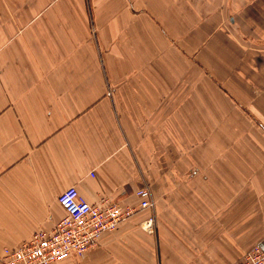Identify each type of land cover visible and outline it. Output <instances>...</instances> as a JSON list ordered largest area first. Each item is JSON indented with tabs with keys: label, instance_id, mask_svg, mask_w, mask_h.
I'll return each mask as SVG.
<instances>
[{
	"label": "crops",
	"instance_id": "obj_1",
	"mask_svg": "<svg viewBox=\"0 0 264 264\" xmlns=\"http://www.w3.org/2000/svg\"><path fill=\"white\" fill-rule=\"evenodd\" d=\"M68 185L134 211L50 264H229L261 243L264 0H0V255L53 227Z\"/></svg>",
	"mask_w": 264,
	"mask_h": 264
},
{
	"label": "built area",
	"instance_id": "obj_2",
	"mask_svg": "<svg viewBox=\"0 0 264 264\" xmlns=\"http://www.w3.org/2000/svg\"><path fill=\"white\" fill-rule=\"evenodd\" d=\"M138 208L148 209L149 215L141 222L142 227H153L155 200L148 184L135 189ZM56 201L64 213L49 230L37 229L16 245L3 246L1 264H50L67 256H80L97 243L98 237L110 231L133 213L131 206L101 198L87 201L74 185H68L56 195ZM229 264H264V239L253 244L242 258Z\"/></svg>",
	"mask_w": 264,
	"mask_h": 264
},
{
	"label": "rangeland",
	"instance_id": "obj_3",
	"mask_svg": "<svg viewBox=\"0 0 264 264\" xmlns=\"http://www.w3.org/2000/svg\"><path fill=\"white\" fill-rule=\"evenodd\" d=\"M107 91H109V86L108 85L105 87V95L110 97V94H107Z\"/></svg>",
	"mask_w": 264,
	"mask_h": 264
}]
</instances>
